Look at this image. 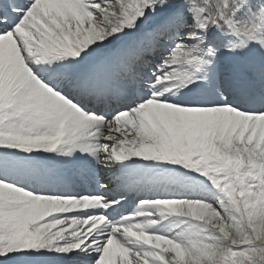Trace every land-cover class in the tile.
<instances>
[{"label": "snow or ice", "instance_id": "obj_1", "mask_svg": "<svg viewBox=\"0 0 264 264\" xmlns=\"http://www.w3.org/2000/svg\"><path fill=\"white\" fill-rule=\"evenodd\" d=\"M0 264H264V0H0Z\"/></svg>", "mask_w": 264, "mask_h": 264}]
</instances>
